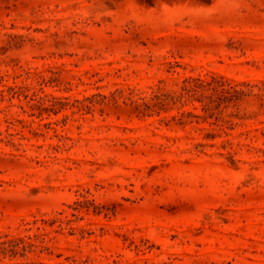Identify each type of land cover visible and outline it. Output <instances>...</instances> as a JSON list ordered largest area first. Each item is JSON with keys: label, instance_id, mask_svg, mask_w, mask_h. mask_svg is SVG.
<instances>
[{"label": "rangeland", "instance_id": "obj_1", "mask_svg": "<svg viewBox=\"0 0 264 264\" xmlns=\"http://www.w3.org/2000/svg\"><path fill=\"white\" fill-rule=\"evenodd\" d=\"M0 264H264V0H0Z\"/></svg>", "mask_w": 264, "mask_h": 264}]
</instances>
